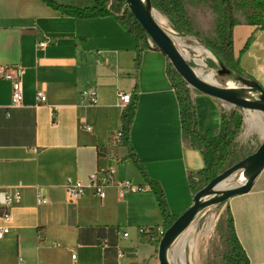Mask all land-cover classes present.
I'll return each instance as SVG.
<instances>
[{
  "label": "crops",
  "instance_id": "obj_1",
  "mask_svg": "<svg viewBox=\"0 0 264 264\" xmlns=\"http://www.w3.org/2000/svg\"><path fill=\"white\" fill-rule=\"evenodd\" d=\"M234 17V61L264 89V29L241 11ZM0 66L22 69L24 90L22 104L12 106V81L0 78V190L22 188L11 231L0 239V264H159L158 244L140 233L165 228L148 180L162 187L177 218L193 204L206 166L205 146L183 132L166 54L139 46L112 14L78 18L43 0H0ZM90 88L94 103L82 96ZM38 90L47 96L42 104ZM119 92L136 101L135 157L124 138L110 140L123 128ZM192 98L199 131L218 136L223 103L196 90ZM95 172L111 174L105 197L88 186L68 200L67 180L88 185ZM126 180L142 189L121 192ZM39 192L47 202H38ZM226 203L233 230H200V214L169 249L173 264L182 253L188 264H225L230 231L249 264H264V170L251 191Z\"/></svg>",
  "mask_w": 264,
  "mask_h": 264
},
{
  "label": "trees",
  "instance_id": "obj_2",
  "mask_svg": "<svg viewBox=\"0 0 264 264\" xmlns=\"http://www.w3.org/2000/svg\"><path fill=\"white\" fill-rule=\"evenodd\" d=\"M43 1L55 9H60L68 15L78 18H96L111 14L115 15L125 29L133 35L139 46L149 45V35L127 6L126 0H92V3L89 5L64 4L58 0ZM212 1L220 2L222 5V20L217 28L219 40L217 42L205 41L204 45L218 60V73L229 76L236 81L240 77L254 80L245 75L240 66L234 61L233 27L237 24L234 13L241 11L248 21L264 29V0ZM151 2L154 8L164 13L170 19L173 27L181 35L191 33L188 20L185 18V7L181 0H151ZM208 64L209 66H213L214 62L208 61ZM168 73L177 91L184 134L193 145L201 143L207 149L205 152L206 166L201 171L202 179L207 183L218 173L239 161L235 139L241 130L243 116L238 111H234L230 115L223 114L218 136H214L211 132L202 134L197 126L196 109L189 85L176 71L171 73L170 65L168 67ZM175 79H178L180 82L177 83ZM135 113L136 101L128 104L122 112L123 138L129 145L130 155L132 157H135V153L130 144L129 137ZM148 181L152 186V190L157 195L158 203L165 218V229H167L176 218L169 213L162 187L154 180L150 179ZM193 188L196 189L195 182H193ZM232 237L235 241V248L231 253L228 252L224 255L225 264H249L234 232H232Z\"/></svg>",
  "mask_w": 264,
  "mask_h": 264
},
{
  "label": "water",
  "instance_id": "obj_3",
  "mask_svg": "<svg viewBox=\"0 0 264 264\" xmlns=\"http://www.w3.org/2000/svg\"><path fill=\"white\" fill-rule=\"evenodd\" d=\"M126 4L155 46L166 54L174 70L190 87L235 107L264 114V89L257 81L240 77L237 80L240 85H221L206 80L186 59L173 35L157 22L151 0H126ZM263 170L264 140L254 152L218 173L196 191L193 204L173 221L160 239L159 264H173L168 256L169 249L205 209L251 191ZM239 171L243 182L228 186L227 182ZM223 183L226 185L222 186Z\"/></svg>",
  "mask_w": 264,
  "mask_h": 264
},
{
  "label": "rangeland",
  "instance_id": "obj_4",
  "mask_svg": "<svg viewBox=\"0 0 264 264\" xmlns=\"http://www.w3.org/2000/svg\"><path fill=\"white\" fill-rule=\"evenodd\" d=\"M74 2H78L80 4H91L92 0H72ZM185 7V18L188 20L189 26L191 28V33L186 35H181L172 25L170 19L162 12L155 10L161 13L165 20V23L161 25L165 28L173 37H181L186 41L188 46H178L182 53L186 56V59L189 63L196 68L198 66L196 62V58L199 57L197 52L192 46L201 45L206 48L204 45L205 41H213L217 42L219 40V35L217 32V28L222 20V5L220 2H214L212 0H181ZM74 4V3H73ZM76 5V4H75ZM207 49V48H206ZM186 50H189L190 53L187 54ZM210 54L203 53L201 58L205 59L206 68L208 71H213L215 73L216 81L221 85H240L236 80L231 79L229 76L221 75L218 73L219 63L213 53L207 49ZM197 55V56H196ZM208 55H212L208 56ZM208 61H213L214 65L209 66ZM170 70L173 73L175 70L171 63ZM212 69V70H211ZM177 83L180 81L175 79ZM190 92L192 94L195 89L190 87ZM222 102V101H221ZM224 105V110L226 115H230L234 111H238L243 116V124L239 134L235 139V143L237 144V156L238 160H241L246 155L251 152H254L260 144L264 140V134L262 128L256 126L248 130V124L246 122V118L250 115L249 111L244 110L242 108L235 107L231 104L222 102ZM263 118L264 114L262 113ZM258 127V128H257ZM240 140V142H237ZM207 151V149H206ZM243 182V177L241 175V171L237 172V174L227 182L228 186L240 184ZM206 184L204 180H201L198 189L203 187ZM227 202V201H226ZM226 202L212 205L205 209L201 214L203 216L199 220V229L204 230L207 227H212L213 229L218 230H233L232 227V218ZM198 218V217H197ZM225 246L229 253L235 248V241L232 237V232H229L227 239L225 240ZM178 264H188L184 253L179 256Z\"/></svg>",
  "mask_w": 264,
  "mask_h": 264
},
{
  "label": "built area",
  "instance_id": "obj_5",
  "mask_svg": "<svg viewBox=\"0 0 264 264\" xmlns=\"http://www.w3.org/2000/svg\"><path fill=\"white\" fill-rule=\"evenodd\" d=\"M150 46H155L153 41L148 39ZM44 42H41L40 45L44 46ZM23 70L20 68H11L6 66H0V78H5L12 81V106H20L23 101V82H22ZM119 98L121 103L124 105H128L132 102V95L129 93L119 92ZM83 97H89L90 102H96L97 92L94 88H90L82 91ZM36 98L38 103L42 104L46 102L47 96L42 90H38L36 93ZM87 130H91L92 127L87 125ZM124 137L123 130H119L115 132L111 136V142L115 143L120 141ZM111 174L106 173L104 175H100L98 172L93 173L90 176L89 184H85L80 180H72L69 179L64 185L67 199L70 201H74L81 196H83L86 192L88 186L93 187L96 192L99 194L101 198H104L106 195L105 186L110 182ZM120 191L125 192L128 190L138 191L141 190V186L133 184L131 181L126 180L119 183ZM22 196V188L21 186H16L11 192H6L0 190V239H2L5 235H7L11 231V223L13 220V215L11 212L12 205L20 200ZM38 202L44 203L47 202V198L43 196L40 192L38 193ZM165 228L158 230L155 232H149L146 228H141L140 233L149 234V239L152 242H156L159 245L160 239L162 238ZM128 233H125L127 235ZM121 255V254H120ZM74 261H76L77 254L74 253L72 255Z\"/></svg>",
  "mask_w": 264,
  "mask_h": 264
},
{
  "label": "bare ground",
  "instance_id": "obj_6",
  "mask_svg": "<svg viewBox=\"0 0 264 264\" xmlns=\"http://www.w3.org/2000/svg\"><path fill=\"white\" fill-rule=\"evenodd\" d=\"M155 17H156L157 22L160 25H163L165 23L166 19L158 11H155ZM174 39L177 43V46H188L186 41L184 39H182L181 37H174ZM192 47L195 49V51L197 52V55L199 56L196 58V62L198 64V66L195 68L196 72L210 82H214V83L217 82L216 78H215V73L213 71L207 70L205 59L201 58V55L203 53L210 54V52L204 46H201V45H195ZM186 52H187V54L190 53L189 50H186ZM184 56H186V55L184 54ZM208 56L212 57V55H208ZM246 122H247L249 128H254L256 126H258V127L260 126L264 130V120H263V115L261 112H254V113L250 112V115L246 118ZM224 185H226V183L222 184V186H224Z\"/></svg>",
  "mask_w": 264,
  "mask_h": 264
}]
</instances>
